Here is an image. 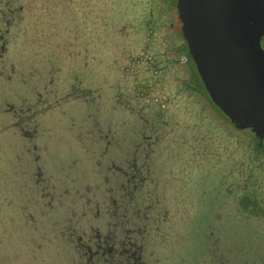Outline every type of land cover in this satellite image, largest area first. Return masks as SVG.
Wrapping results in <instances>:
<instances>
[{"label":"trees","instance_id":"obj_1","mask_svg":"<svg viewBox=\"0 0 264 264\" xmlns=\"http://www.w3.org/2000/svg\"><path fill=\"white\" fill-rule=\"evenodd\" d=\"M77 1L81 0H32L27 5L26 0H0V159L4 162H0V219L9 223L8 226L0 227V236L8 239L10 247L18 243V251H13H31L30 255L34 257L37 256L36 251H44L46 243H39L28 235V230L22 229L24 222L30 218L29 213L24 215L22 209L18 205L13 206L8 199L18 177L16 169L10 167L14 157L13 140L20 128L19 121L23 120L11 117L21 108L41 107L51 112L68 96L84 97V90L91 89L86 86L88 82L82 87H76L75 91L81 89V93L74 92L72 77L66 72L57 75L63 63L61 53H66L64 49H67L69 62L78 65L84 59L83 49L87 54L86 46L96 42L90 36L96 35L98 40L108 45L116 29L124 33L128 27L132 28L128 19L133 18L127 17L131 15L142 18L135 33L139 35L142 30L143 33L146 31L145 34L152 36L145 38L155 37L163 49L157 58V51H148L142 43V33L140 43L143 48L139 50V42L130 41L132 48L129 52L132 55L129 58L133 56L131 58H135V62L141 63V68L137 66L135 71L145 82L144 86L138 85L135 74L130 71L127 75L130 76L133 88L138 93L146 91L149 84L145 79V69L160 66L163 58L173 57L178 62L189 59L191 66L186 68L180 79H176L190 104L188 108L191 113L186 112L187 107L177 111L170 107L168 102L175 93L170 95L163 83L159 93L151 98L153 107L148 109L153 111V118L150 120L152 123H161L172 132L158 146L160 139L153 137L152 142L156 148L151 166L143 165L145 171L140 172V177L135 176V172L128 173L130 164L125 168L120 166L119 171L109 164L99 168L96 165L89 166V174L96 172L94 179L100 184L99 204L105 207V213L110 216L107 225L114 227V244L118 251V254L103 252L102 256L93 258L91 264H176V260L179 264H264V260H257L256 245L249 242L243 228L241 242L233 246L237 241L231 223L217 226L212 224L214 213L224 221L233 214L238 216L241 213L264 218V134L243 129L211 99L186 50L175 1L91 0L89 6L88 0H82L83 14L80 15L75 11L79 5ZM71 5L74 7L73 13L67 9ZM62 8H65L63 12L60 11ZM145 24L148 27L145 28ZM150 29L151 33L148 34ZM86 35L87 43L84 42ZM105 53L107 55L108 50ZM181 54L186 55L184 61L179 60ZM107 57L112 64L114 55ZM35 66L39 69L33 72ZM158 68V71H151L159 72L161 69ZM106 70L109 76L111 71ZM191 70L197 75H190ZM28 73L35 78L24 77ZM73 73L75 82H78L81 77L79 69L73 70ZM126 101L141 105L136 96H127ZM193 104L210 116L216 126H225H221V130L211 129L209 126L213 121H204L202 116L196 114ZM141 108L144 107L141 105ZM163 114L166 116L163 117ZM203 126L205 129H202ZM81 128L77 126L75 133H82ZM155 131L154 134L157 129ZM124 141L122 139L121 144ZM172 144H180V147ZM88 146L97 155L99 146L96 143ZM105 167L106 170L103 169ZM99 173L103 174V180L98 177ZM234 173L241 179L242 185L237 186L238 179L233 177ZM150 204L155 206L151 208ZM35 205L39 209L38 204ZM43 214L46 222L55 223L48 212ZM127 230L131 232L129 239L135 241L134 244L125 242L128 239L125 237ZM212 231L219 237L214 245L210 241ZM25 237L31 238L34 243L24 244ZM184 237L191 242L194 240L193 248L199 247L194 256L179 249ZM73 240L69 244L79 253L82 239ZM225 244L229 250L224 252L227 257L221 259ZM127 246L131 248L127 249L128 252L125 249ZM233 247H236L234 251ZM45 251L52 257L56 250L47 245ZM231 251L234 252L232 257L229 255ZM180 253L182 260L179 258ZM210 254L214 255L213 259L209 258ZM89 256H81V264H87Z\"/></svg>","mask_w":264,"mask_h":264},{"label":"rangeland","instance_id":"obj_2","mask_svg":"<svg viewBox=\"0 0 264 264\" xmlns=\"http://www.w3.org/2000/svg\"><path fill=\"white\" fill-rule=\"evenodd\" d=\"M31 2L32 0H26L27 5ZM88 2L91 6V0ZM77 4L79 5L75 8L76 14H83L84 2L82 0L77 1ZM72 7L73 5L67 9L73 13L74 7ZM63 10L65 8L60 11L63 12ZM127 17L133 18L128 19L129 26L132 25V28L128 27L124 33L116 29L114 37L110 39L108 45L103 44L102 40H98V36H90L96 42H88L89 45L86 46L88 53L86 54V50L83 49L84 59L78 65L69 62L67 49H64L66 53H61L63 63L57 75L66 72L68 76L73 78V70L79 69L81 77L78 82H75V78H71V82L74 83L71 84L74 86V92L81 93V89L75 91L76 87H82L88 82L86 86L88 85L87 87L91 89L84 90V97L82 95L80 97L68 96L64 101L59 102V106L51 112L50 110L44 111L41 107L21 108L14 117H11V119L23 120L19 121L20 128L16 132L15 140H13L12 153L14 157L12 153L8 157L9 160L12 156L10 167L15 168L18 175L8 199L13 206L18 205L24 215L33 214L32 216L28 214L30 218L24 222L22 229L28 230V235L35 240L37 239L36 241L39 243H46L44 251L38 253L36 251L37 256L34 257L30 255L31 251L17 252L19 246L17 242L10 247L8 239L0 236V264H81V256L88 254L90 258L87 264H91L93 258L102 256L103 252H118L114 244L116 240L114 227L107 225L110 222V216L105 213V207L99 204L100 193L98 190L100 184L98 180L94 179L96 172L89 174V166L96 165L99 168L109 164L119 171L121 170L120 166L125 168L130 164L128 173L133 174L135 172V176L140 177V172L145 171L143 165L153 163L155 159L154 149L156 145L152 142L153 137L157 136L160 139V143H157L158 146L162 144L164 139H168L172 132L165 129L161 123H152L150 120L153 118V111L148 109L153 107L151 98L155 93H159L162 84L165 83L166 90L170 91L169 94L175 93L168 102L170 107L176 111L179 108H188L190 104L186 101L181 90L182 87L176 78L180 79L186 72V68L192 64L189 59L178 62L173 60V57L163 58L160 61V66L145 69V79L149 88L138 93L130 82V76L127 75L130 71L140 75L135 70L137 66L141 68V63H137L134 61L135 58H131L133 56L129 58L132 55L129 52V49L132 48L130 41L139 42L140 50L143 48L140 43L142 33L144 36L142 43L149 49L148 51H157L156 54L154 52L157 58L163 49L160 43L157 44L155 37L145 38V36H152L145 34L146 31L143 33L142 30L139 35L135 33L134 30L139 28L138 24L142 18H134L131 15H127ZM144 27L146 28L148 25L145 24ZM150 33L151 29L148 30V34ZM87 37L86 35L85 43H87ZM259 44L264 49V34L260 35ZM105 50H108L107 55H114L112 64L111 60H108ZM48 53L50 54L51 51ZM131 67L132 70H130ZM158 67L161 69L159 72H152L158 71ZM38 69L35 66L33 72ZM106 69L111 71L109 76ZM189 73L192 76L197 75L193 70ZM25 76L35 78L29 73ZM118 94H123L126 97H138L140 104L145 109L141 108V105L128 103L126 97ZM193 109L196 110L197 115L203 117L204 121H213L203 110L196 108L195 104H193ZM185 110L188 114L191 113L189 108ZM32 114L35 116L32 117ZM165 116L166 114H163V117ZM77 126L83 128L80 129L82 133H75ZM204 126L202 129H205ZM221 126H225V124ZM221 126H216L213 121L209 127L221 130ZM161 127L162 131L160 130ZM156 129L157 133L154 134ZM241 134L243 135V133ZM194 137L195 132L193 131L192 139ZM122 139L126 141L121 144ZM90 143H96L99 146L97 147L99 149L97 155L93 154L92 148L88 146ZM172 146L180 147V144H172ZM0 162L4 164L1 159ZM103 169L106 170L107 168ZM147 173L149 178L150 170ZM98 177L103 180L102 173H99ZM233 177L238 179L237 186L242 185L241 179L235 173ZM151 202L154 201L151 200ZM35 204H38L39 209ZM33 205L34 209H32ZM154 206L155 204H150L151 208ZM45 211L49 213V217L55 223L45 221L43 214ZM214 214L215 220L212 221V224L217 226L227 222L228 224L231 223V227L235 229L234 238L237 242L233 246L241 242L243 228L250 239L249 242L252 241L256 245L257 260H264V218L241 213L238 216L233 214L224 221L217 213ZM15 223L16 225L19 224L18 221ZM5 225L8 226L9 223L0 219V227ZM130 233L129 230L126 231L125 237L128 239H125V242L134 244L135 241L129 239ZM211 235L210 241L214 245L219 241V237L215 231H212ZM31 238L25 237L23 243H34ZM73 239H82V249L79 253H76L75 248L69 244V242L74 241ZM193 242L194 240L191 242L184 237L179 249L185 254L194 256L199 251V247L193 248ZM47 245L56 250L52 257L46 254ZM223 248L225 249H222L221 259L227 257L224 252L229 250L226 244ZM235 248L233 247L232 250L234 251ZM16 249L17 251H13ZM125 249L131 248L127 246ZM233 251L229 254L230 257L234 255ZM212 256L214 255L210 254L209 258L213 259ZM179 258L182 260L181 253ZM175 262L179 264L178 260Z\"/></svg>","mask_w":264,"mask_h":264},{"label":"water","instance_id":"obj_3","mask_svg":"<svg viewBox=\"0 0 264 264\" xmlns=\"http://www.w3.org/2000/svg\"><path fill=\"white\" fill-rule=\"evenodd\" d=\"M182 39L211 99L264 134V0H175Z\"/></svg>","mask_w":264,"mask_h":264},{"label":"built area","instance_id":"obj_4","mask_svg":"<svg viewBox=\"0 0 264 264\" xmlns=\"http://www.w3.org/2000/svg\"><path fill=\"white\" fill-rule=\"evenodd\" d=\"M186 59V55H184V54H181L180 56H179V60L180 61H184ZM134 73V72H133ZM135 74V73H134ZM135 80L136 81H138V85H144L145 84V82H144V80L142 79V76H140V75H138V74H135Z\"/></svg>","mask_w":264,"mask_h":264},{"label":"flooded vegetation","instance_id":"obj_5","mask_svg":"<svg viewBox=\"0 0 264 264\" xmlns=\"http://www.w3.org/2000/svg\"><path fill=\"white\" fill-rule=\"evenodd\" d=\"M263 49V48H262ZM264 50V49H263Z\"/></svg>","mask_w":264,"mask_h":264}]
</instances>
